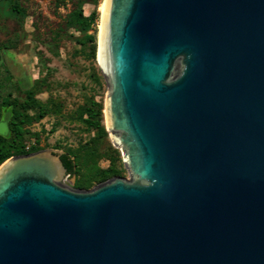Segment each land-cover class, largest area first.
<instances>
[{"label":"water","instance_id":"obj_1","mask_svg":"<svg viewBox=\"0 0 264 264\" xmlns=\"http://www.w3.org/2000/svg\"><path fill=\"white\" fill-rule=\"evenodd\" d=\"M97 64L131 178L8 157L0 264H264V0H105Z\"/></svg>","mask_w":264,"mask_h":264},{"label":"rangeland","instance_id":"obj_2","mask_svg":"<svg viewBox=\"0 0 264 264\" xmlns=\"http://www.w3.org/2000/svg\"><path fill=\"white\" fill-rule=\"evenodd\" d=\"M100 1L0 0V94L9 92L22 98L31 89L36 98L51 105L48 114L30 125L26 147L36 138L41 149L90 154L102 168L109 166L113 150H117L118 176L130 179L122 151L111 143L104 124L106 82L88 44L82 43L84 32L71 24V15L79 10L84 15L95 10L99 17ZM98 17L94 28L88 30L96 41ZM90 100L102 104L105 134L86 129L80 121ZM5 111L2 108L0 112L2 135L8 133ZM74 179L67 175L62 183L72 186Z\"/></svg>","mask_w":264,"mask_h":264},{"label":"trees","instance_id":"obj_3","mask_svg":"<svg viewBox=\"0 0 264 264\" xmlns=\"http://www.w3.org/2000/svg\"><path fill=\"white\" fill-rule=\"evenodd\" d=\"M97 17L95 10L87 15H84L81 10L71 15V24L84 32L82 43L88 44L92 58H95L96 54V39L95 34L88 33V30L94 28ZM2 108H6L4 119L8 126V133L0 134V164L10 156L40 150L41 148L36 144V138L26 147V135L30 134L29 127L33 122L40 120L50 112L51 105L36 98L34 92L28 89L22 98L12 96L9 92L5 96L0 94V112ZM79 118L86 129H96L105 134L101 123L102 104L100 102L90 100ZM90 156V154L71 151L59 154L66 173L75 177L72 188L89 189L95 182L100 183L120 174L116 165L119 160L117 150H113L112 161L106 168L100 167L97 161L91 159Z\"/></svg>","mask_w":264,"mask_h":264},{"label":"bare ground","instance_id":"obj_4","mask_svg":"<svg viewBox=\"0 0 264 264\" xmlns=\"http://www.w3.org/2000/svg\"><path fill=\"white\" fill-rule=\"evenodd\" d=\"M105 0H101L98 5L99 17H98V29H97V61L99 62V35H100V26H101V18L103 13ZM104 113L106 114V109H103Z\"/></svg>","mask_w":264,"mask_h":264},{"label":"flooded vegetation","instance_id":"obj_5","mask_svg":"<svg viewBox=\"0 0 264 264\" xmlns=\"http://www.w3.org/2000/svg\"><path fill=\"white\" fill-rule=\"evenodd\" d=\"M67 175H69V174H67Z\"/></svg>","mask_w":264,"mask_h":264}]
</instances>
